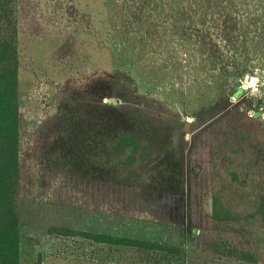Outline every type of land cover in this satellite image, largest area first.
I'll use <instances>...</instances> for the list:
<instances>
[{
	"label": "rangeland",
	"instance_id": "1",
	"mask_svg": "<svg viewBox=\"0 0 264 264\" xmlns=\"http://www.w3.org/2000/svg\"><path fill=\"white\" fill-rule=\"evenodd\" d=\"M17 8L20 264H264V223L249 217L264 195V0ZM3 14L0 41L14 38ZM122 130L140 135L146 161L119 164L111 143ZM215 192L239 221L213 220Z\"/></svg>",
	"mask_w": 264,
	"mask_h": 264
},
{
	"label": "trees",
	"instance_id": "2",
	"mask_svg": "<svg viewBox=\"0 0 264 264\" xmlns=\"http://www.w3.org/2000/svg\"><path fill=\"white\" fill-rule=\"evenodd\" d=\"M11 11L0 4L4 16L13 17L11 26L14 38L0 41V264H20L21 261V225L17 210V194L21 180V116L19 106V52L17 0H10ZM2 15V16H3ZM240 95V91H237ZM235 95V96H238ZM112 153L119 157V164L131 167L139 161H146L147 150L139 134L122 130L111 143ZM250 218L264 223V195L258 201ZM212 218L215 222H236L241 216L224 204L220 192L213 196ZM53 231V230H52ZM57 234L66 237H82L97 244L111 247H125L148 251L178 253L179 248L137 238L93 233L74 229H56ZM53 231V232H54ZM52 232V234H53ZM239 260L254 262L249 253L234 252Z\"/></svg>",
	"mask_w": 264,
	"mask_h": 264
},
{
	"label": "crops",
	"instance_id": "3",
	"mask_svg": "<svg viewBox=\"0 0 264 264\" xmlns=\"http://www.w3.org/2000/svg\"><path fill=\"white\" fill-rule=\"evenodd\" d=\"M20 25V24H19ZM242 93V90H240V94ZM22 154V153H21ZM22 175V173H21ZM20 183H21V180H20ZM20 225H21V222H20ZM75 230V229H74ZM21 249H22V242H21Z\"/></svg>",
	"mask_w": 264,
	"mask_h": 264
},
{
	"label": "built area",
	"instance_id": "4",
	"mask_svg": "<svg viewBox=\"0 0 264 264\" xmlns=\"http://www.w3.org/2000/svg\"><path fill=\"white\" fill-rule=\"evenodd\" d=\"M256 85H258V83H256V84H255V83H253V87H254V86H256Z\"/></svg>",
	"mask_w": 264,
	"mask_h": 264
}]
</instances>
